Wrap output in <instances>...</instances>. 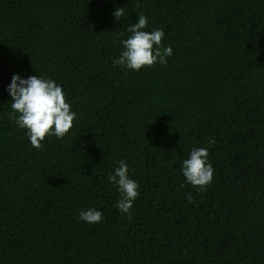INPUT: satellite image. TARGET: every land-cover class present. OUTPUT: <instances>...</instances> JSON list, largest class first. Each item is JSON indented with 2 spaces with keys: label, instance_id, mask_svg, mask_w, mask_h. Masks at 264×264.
I'll list each match as a JSON object with an SVG mask.
<instances>
[{
  "label": "trees",
  "instance_id": "16d2710c",
  "mask_svg": "<svg viewBox=\"0 0 264 264\" xmlns=\"http://www.w3.org/2000/svg\"><path fill=\"white\" fill-rule=\"evenodd\" d=\"M140 13L173 55L114 66ZM13 75L61 86L62 139L36 149L9 119ZM193 148L203 191L182 174ZM121 160L131 219L108 180ZM0 264H264V0H0Z\"/></svg>",
  "mask_w": 264,
  "mask_h": 264
},
{
  "label": "clouds",
  "instance_id": "9594fccd",
  "mask_svg": "<svg viewBox=\"0 0 264 264\" xmlns=\"http://www.w3.org/2000/svg\"><path fill=\"white\" fill-rule=\"evenodd\" d=\"M113 16L116 21H120L125 16V8H117ZM147 25V16L140 13L138 22L128 26L127 31L130 35L121 41L124 50L113 60L114 66L139 71L157 63H167L166 58L173 55V50L171 46H162L165 35L163 29L145 31ZM7 91L12 101L9 119L19 128L27 130L26 134L34 148H41V142L48 135L62 139L73 127L77 114L71 111V106L66 102L64 92L56 81L38 75L26 79L13 75ZM210 143H214V140ZM208 156L207 149L193 148L189 158L182 164V174L186 182L201 191L213 181L214 169L208 161ZM128 172L127 162L121 160L114 173L108 176V180L119 189L120 199L117 203L119 211L128 214V218L131 219L130 210L139 195V185L129 177ZM187 200L189 203L195 202L190 193ZM79 216L89 224L100 223L103 219V213L95 208L81 210Z\"/></svg>",
  "mask_w": 264,
  "mask_h": 264
}]
</instances>
